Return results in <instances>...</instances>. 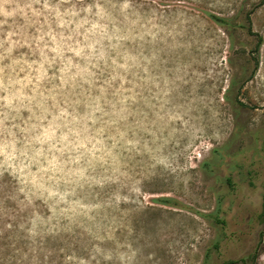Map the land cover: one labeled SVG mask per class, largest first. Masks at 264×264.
<instances>
[{
	"label": "rangeland",
	"instance_id": "1",
	"mask_svg": "<svg viewBox=\"0 0 264 264\" xmlns=\"http://www.w3.org/2000/svg\"><path fill=\"white\" fill-rule=\"evenodd\" d=\"M263 194L264 0H0V264H264Z\"/></svg>",
	"mask_w": 264,
	"mask_h": 264
},
{
	"label": "trees",
	"instance_id": "2",
	"mask_svg": "<svg viewBox=\"0 0 264 264\" xmlns=\"http://www.w3.org/2000/svg\"><path fill=\"white\" fill-rule=\"evenodd\" d=\"M211 18V20L215 23V24H218V25H220V24H223V22H225L223 19H220V18H217V17H214V16H211L210 17ZM258 42H259V40H258ZM258 46L256 45V48H257ZM231 84H230V86H229V89L228 90H226V94L228 93H230V88H231ZM224 98L225 99H227V95H224ZM160 202H162L163 204H166L167 203V201L166 200H160ZM262 209H263V212H264V194L262 195ZM264 217V216H263ZM234 262L233 261H227L225 264H233Z\"/></svg>",
	"mask_w": 264,
	"mask_h": 264
}]
</instances>
